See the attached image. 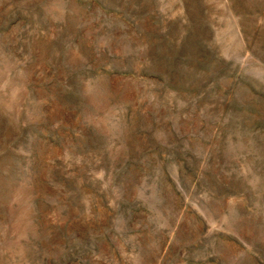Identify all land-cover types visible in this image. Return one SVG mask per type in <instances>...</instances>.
Returning <instances> with one entry per match:
<instances>
[{
    "label": "rangeland",
    "instance_id": "obj_1",
    "mask_svg": "<svg viewBox=\"0 0 264 264\" xmlns=\"http://www.w3.org/2000/svg\"><path fill=\"white\" fill-rule=\"evenodd\" d=\"M0 264H264V0H0Z\"/></svg>",
    "mask_w": 264,
    "mask_h": 264
}]
</instances>
